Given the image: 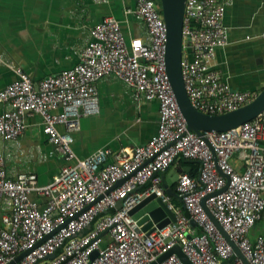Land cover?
<instances>
[{"label":"built area","instance_id":"built-area-1","mask_svg":"<svg viewBox=\"0 0 264 264\" xmlns=\"http://www.w3.org/2000/svg\"><path fill=\"white\" fill-rule=\"evenodd\" d=\"M224 10L222 0H185L183 10L181 77L190 105L207 115L235 111L258 94L233 90L210 66L228 41ZM127 12L144 33L126 39L119 21L106 18L90 29L77 65L38 82L15 67L16 79L0 90V138L14 141L24 115L37 114L65 162L39 186L32 173L11 179L0 153V264L24 252L14 264H150L175 246L190 264H244L203 209L209 195L205 207L243 258L264 264V235L251 236L264 221V112L223 132L187 130L166 71L167 29L159 7L155 0H136ZM106 77L123 83L135 102H158L157 131L144 145L101 148L79 159L71 132L80 117L97 113L96 84ZM182 160L196 161L198 171L177 176L181 207H175L162 174ZM150 195L175 220L145 232L130 211ZM157 264L183 263L171 254Z\"/></svg>","mask_w":264,"mask_h":264},{"label":"crops","instance_id":"crops-1","mask_svg":"<svg viewBox=\"0 0 264 264\" xmlns=\"http://www.w3.org/2000/svg\"><path fill=\"white\" fill-rule=\"evenodd\" d=\"M222 1L228 41L215 50L210 66L233 90L259 93L264 87V0ZM135 5L136 0H0V90L16 79L15 67L38 82L77 65L79 51L91 39L90 29L106 18L119 21L126 39L144 33L141 22L127 12ZM96 88L97 113L80 117L78 129L71 132L75 155L83 159L101 148L117 152L147 143L157 131L158 102L133 101L130 90L111 77L98 81ZM0 153L11 179L32 173L39 186L51 182L65 164L43 134L37 114L24 115L14 141L0 138ZM232 163L243 170L235 157ZM191 166L177 163L162 174L168 191L184 167L197 176Z\"/></svg>","mask_w":264,"mask_h":264},{"label":"water","instance_id":"water-1","mask_svg":"<svg viewBox=\"0 0 264 264\" xmlns=\"http://www.w3.org/2000/svg\"><path fill=\"white\" fill-rule=\"evenodd\" d=\"M185 0H159L160 12L167 29V43L165 50L166 71L169 77L171 87L175 96V100L181 116L184 118L187 130L193 131L198 135L202 132L215 131L223 132L240 126L245 122H249L264 112V87L257 94L256 98L248 105L238 108L235 111L223 113L220 115H207L195 110L189 103L185 93L184 84L181 77L180 63L182 56V22L183 10ZM183 171L187 173L188 168L184 167ZM220 175L227 178L220 172ZM118 181L116 185L121 184ZM115 185V186H116ZM227 185L219 192L224 191ZM169 193V191H167ZM216 193V194H217ZM212 196V195H211ZM207 196L201 201V205L208 217L221 233L224 239L231 246L234 253L244 264H249L240 254L236 246L228 238L227 234L222 230L220 225L213 219L208 209L204 205ZM130 215L138 220V225L141 230L151 232L156 229H163L170 222H174V216L159 199L154 200V195L144 198L138 205L131 211ZM59 229V228H58ZM56 229V231L58 230ZM171 254H176L183 264H190L188 259L183 255L180 249L175 246L165 254L161 255L156 261L150 264H157L167 258ZM26 255V252L18 255L14 261L9 264H14L16 261ZM93 254L92 257H94ZM229 261H223L220 264H227Z\"/></svg>","mask_w":264,"mask_h":264},{"label":"trees","instance_id":"trees-1","mask_svg":"<svg viewBox=\"0 0 264 264\" xmlns=\"http://www.w3.org/2000/svg\"><path fill=\"white\" fill-rule=\"evenodd\" d=\"M155 3H156L157 6H159V0H155ZM180 163L181 164H185V165L186 164L195 165V167L191 166V171L198 170V163L196 161L182 160V161H180ZM169 195H170V199H171L172 204L175 207H181V201L178 198L177 194L175 193V184L169 189ZM262 222H264V221H259L257 223H262Z\"/></svg>","mask_w":264,"mask_h":264},{"label":"rangeland","instance_id":"rangeland-1","mask_svg":"<svg viewBox=\"0 0 264 264\" xmlns=\"http://www.w3.org/2000/svg\"><path fill=\"white\" fill-rule=\"evenodd\" d=\"M158 7L160 9V6H158ZM173 173H175V171L172 170L169 173V175H173ZM258 233H262L264 235V222H262V223H256L254 225V227L252 228V230H251V236H255Z\"/></svg>","mask_w":264,"mask_h":264}]
</instances>
